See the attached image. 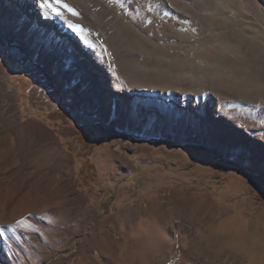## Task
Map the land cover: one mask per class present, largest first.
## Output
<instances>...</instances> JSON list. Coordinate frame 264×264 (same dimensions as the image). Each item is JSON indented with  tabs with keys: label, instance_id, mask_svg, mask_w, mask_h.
<instances>
[{
	"label": "rangeland",
	"instance_id": "374dc122",
	"mask_svg": "<svg viewBox=\"0 0 264 264\" xmlns=\"http://www.w3.org/2000/svg\"><path fill=\"white\" fill-rule=\"evenodd\" d=\"M21 1L0 0V264H264V64L216 26L264 27V0L142 2L134 39L103 0L142 86L76 31L26 37L46 11Z\"/></svg>",
	"mask_w": 264,
	"mask_h": 264
},
{
	"label": "bare ground",
	"instance_id": "6f19581e",
	"mask_svg": "<svg viewBox=\"0 0 264 264\" xmlns=\"http://www.w3.org/2000/svg\"><path fill=\"white\" fill-rule=\"evenodd\" d=\"M35 1H39L40 3H42V0H22L21 3H22V5L25 3L24 6H25V9H27L28 6L34 4ZM109 1L111 3L110 7H115V8L118 7L120 11H123L124 9L127 11L126 17L125 18L123 17L124 18L123 22H124V25L126 27V30L123 32H125L127 34L129 33V35L132 34L133 39H134V37H136L138 34V27H141V26L138 24L140 18L134 17L132 15V12L136 11V9H138L139 7L141 8L142 2L149 3L150 1L149 0H109ZM51 2L53 3V7L56 8L60 12V15L57 16L54 12L45 9L46 14H44L45 16L43 18V21H45V24L44 23L42 24L43 30L32 28V27L30 28L29 25H31V24L27 20L24 22L22 21V23L20 22L21 28L26 31L25 32L26 34H24L26 37H28L30 35H32L33 37H38L40 35V33L50 37V35L52 34V31L55 30V28H57V26H62V27H64L63 29H67L68 32L71 30H73V32L74 31L78 32L81 35V37H83V40L85 41V43H87V45H90V47L88 46L89 48H94V50L97 51L98 53L99 52L104 53L105 58L108 61H110V57H108L105 54L106 51L104 52L103 44L108 46L113 51L114 62H110V64L113 66L116 65L118 67V69L120 71H122V73L128 78L129 82L134 83L135 85H138V86H142L145 83H147L148 81H151L156 77V75H157L156 72H152V71L141 72L139 70H136L128 61L125 62L124 60L121 59V57H124L121 54H123V55H124V53L129 54V52L132 53L133 51L131 49L124 50V48H122L123 46H121V42L123 41L125 43L127 36L123 35L124 39L121 40V42H120L119 41L120 39H118V36H119L118 34L121 32L119 31V33L117 34L118 36H117V40H116L115 36L113 34V31L107 26V25H109L108 24L109 18L106 17V15L109 14L111 16L113 13V10L109 7L105 8V3H103V0H64V3L67 4L69 6V8H71V11L69 10V8H65L61 5L55 4V0H51ZM118 3H120L121 5L119 6ZM161 4L167 7L169 4H171V2H170V0H161ZM242 5H243V3H242ZM148 9H149V7H148ZM73 13H75V14H73ZM105 13H106V15H105ZM30 15L31 16L34 15L33 11L31 12ZM147 15H149V14L147 13ZM179 15L182 18L185 16L184 13L181 11H178V16ZM141 16H143V18L146 17V15L145 14L142 15V13H141ZM226 16L227 17H226V19H224V22L217 21L216 26L217 27L220 26L221 29H223L222 31H224V33L221 32L222 33L221 36L219 35L220 40L222 38L230 39V41H232V44H234V46L236 47V49H237L236 51H238V50L241 51L242 54H244V56H250V55L252 56L253 55L256 59H258V61H260L264 64V27L258 23H254V24L250 23V22H253V20L248 22L249 21L248 19L250 17L247 14V12H245V11L239 12V15H237V16H233V15L229 16V14ZM143 18L141 20H143ZM118 23H120V22H118ZM143 24H145V23H143ZM145 25H147V24H145ZM115 27H117V26H115ZM29 30H31V32ZM120 36H122V35H120ZM141 37L143 38V36H141ZM129 39H132V38H130V36H129ZM129 39H127V40H129ZM135 42H136V40H135ZM242 54H240V55H242ZM129 55H127V56H129ZM204 55H206V54H204ZM244 56H242V57H244ZM205 68H207V67H205ZM196 71H194V72H196ZM204 75H205V73H204ZM196 77H198V76H196ZM206 78H207V76H206ZM114 90L117 92H121L120 85L117 83H114Z\"/></svg>",
	"mask_w": 264,
	"mask_h": 264
},
{
	"label": "snow or ice",
	"instance_id": "6c2138e0",
	"mask_svg": "<svg viewBox=\"0 0 264 264\" xmlns=\"http://www.w3.org/2000/svg\"><path fill=\"white\" fill-rule=\"evenodd\" d=\"M55 4L61 5L65 8H69V6L64 3V0H55ZM40 7L42 9H46V10L54 12L57 16L60 15V12L56 8L53 7V3L51 2V0H42ZM69 10L71 11V8H69Z\"/></svg>",
	"mask_w": 264,
	"mask_h": 264
}]
</instances>
